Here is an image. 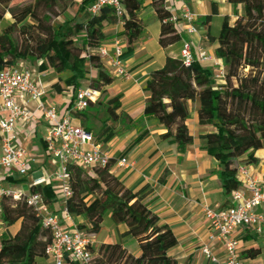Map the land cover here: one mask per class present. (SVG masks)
Segmentation results:
<instances>
[{"label":"trees","instance_id":"trees-1","mask_svg":"<svg viewBox=\"0 0 264 264\" xmlns=\"http://www.w3.org/2000/svg\"><path fill=\"white\" fill-rule=\"evenodd\" d=\"M93 1L84 0L82 7H89ZM120 1L125 11L123 34L127 45L132 46L144 30L139 18L143 0ZM148 1L160 23L159 46L164 49L175 45L180 35L175 26L167 22L170 12L165 0ZM226 1L234 9L235 21L231 23L224 17L218 35L208 34L217 44L214 55L226 68L225 83L215 87L212 74L197 62L184 67L180 59L167 56L163 66L149 75L143 114L155 118L167 131L163 137H171L178 152L183 154L193 143L186 126L188 103L197 101L199 125L214 129L199 138L221 167L219 179L224 193L229 195L239 187L235 177L238 158L247 154L244 163L252 164L254 153L264 149V0ZM68 2L0 0V20L5 14L12 19L0 33V70L21 61H36L41 72L69 73L64 83L75 92L93 69L96 77L88 81L87 87L102 94L113 79L96 51L105 40L104 25L116 24L117 18L110 8H103L83 21L66 17L55 27L52 18L64 14ZM237 6L241 8L239 15L235 10ZM215 14L213 8L203 23L208 25ZM82 34L81 44H76ZM117 109L116 98L105 104L107 121L115 122L119 118L115 113ZM110 128L104 122L96 136H106L107 141L112 134ZM111 168L112 163L93 167V174L88 175L79 166L68 164L70 196L64 201V209L73 217H83L88 228L82 225L78 228L89 234H97L104 216L110 214L115 225L126 226L123 237L132 238L140 254L132 256L119 243L101 245L97 251L90 249L94 256L91 264H178L167 254L177 243L175 236L168 227L159 224L143 202L147 188L131 192L111 174ZM30 192L40 193L45 201L50 199L48 187H31ZM0 221L6 227L20 223L13 236L0 239V264H37L39 258H46L45 249L51 244L50 232L26 205L25 197L4 198L0 204ZM242 254L246 259H256L261 251L250 248Z\"/></svg>","mask_w":264,"mask_h":264},{"label":"crops","instance_id":"crops-1","mask_svg":"<svg viewBox=\"0 0 264 264\" xmlns=\"http://www.w3.org/2000/svg\"><path fill=\"white\" fill-rule=\"evenodd\" d=\"M84 0H77V17L88 11V7H82ZM166 8L173 12L175 10L174 0H165ZM192 11L197 16L195 23L197 33L189 35L184 31V25L179 24L176 30L180 35V41L167 48H161L158 44L159 28L156 35L152 37L147 34V26L144 24L142 14L139 15L144 25V30L138 40L128 46L123 34V25L116 23L104 25L103 33L105 40L102 45L111 49L115 39H121L124 43L122 61L130 73V79L125 80L116 77L102 61L107 73L112 77V83L105 88V92L97 96L95 103H90L87 111L74 115L75 122L89 130L109 152L112 158L111 174L131 192H138L147 188L143 202L154 214L160 225L168 227L176 239V245L167 254L174 258L178 264H222L224 249L218 241L210 242L211 234L208 223L204 218L202 209L226 208L231 205L229 195L223 191L219 179L221 167L215 159L206 151L205 144L199 136L214 132L210 126H200L197 118V101L188 103V119L186 126L193 138V143L185 153L180 154L177 145L171 137L165 138L167 132L153 117L143 114L145 101L148 97L146 84L152 71L160 69L165 58L172 57L180 59V51L184 43H189L192 48L202 47L214 55L216 43H213L208 34L212 36L214 24L220 27L224 17L234 22L236 15L231 5L226 0H189ZM149 11L155 18V13L149 5L148 0H143V8ZM216 14L211 17L208 25L203 23L206 16L211 15L212 9ZM237 15L241 13L240 6L235 8ZM175 12V11H174ZM74 18L68 11L63 14ZM12 23L9 14H5L0 20L1 30ZM82 35L77 37L76 43L81 44ZM216 37V36H213ZM18 64L26 66L34 71L35 79L41 83L44 95L43 101L48 105H54L60 114H64L73 103L74 91L65 85L64 81L70 76L69 73L56 74L51 70L39 71V62L21 61ZM200 65V64H199ZM200 67L213 74L209 65ZM96 77V71L89 70V74L81 82L79 88L87 87L90 79ZM112 98L117 99L118 109L116 115L119 118L115 122L107 121L105 115V104ZM22 108L33 110L34 104L25 99L19 100ZM93 121V122H92ZM84 122V125L81 124ZM111 126L112 134L107 141L106 136L98 138L96 134L100 131L103 123ZM47 125L40 113L32 122H17L14 129V145L23 149L29 160L26 167V175H18L13 171H0V187L6 190H15L24 197L31 194V187H48L49 197L47 201L42 200L52 213L64 210V199L60 196L59 184L54 179L58 172V164L46 151L44 137ZM247 154L237 160V165L244 163ZM125 158L130 166L118 167L116 161ZM255 162L249 164L250 175L259 182L264 189V149L254 153ZM245 164V163H244ZM248 165V164H247ZM91 170L86 168V170ZM264 214V210L259 209ZM107 214L103 219L101 229L92 237L91 249L97 251L101 245L119 243L132 256L140 254L137 243L130 237H123L127 228L123 224L115 225ZM64 225L72 228L74 225H82L88 228L83 217H74L72 222ZM20 227V223L13 226H1L0 239L13 236ZM238 241V254L240 264H264V234L254 233L238 229L234 234ZM208 245L215 258V262L208 260L201 254V248ZM250 248H259L261 254L256 259H246L243 251ZM37 264H54L49 258H39ZM64 264H71L65 261Z\"/></svg>","mask_w":264,"mask_h":264},{"label":"built area","instance_id":"built-area-1","mask_svg":"<svg viewBox=\"0 0 264 264\" xmlns=\"http://www.w3.org/2000/svg\"><path fill=\"white\" fill-rule=\"evenodd\" d=\"M175 12H170L167 20L175 27L184 25V31L196 34V14L192 11L189 0H174ZM103 8H110L122 24L125 15L120 0H94L88 7L90 15H97ZM124 43L121 39L112 42L111 49L101 45L96 54L104 61L112 73L119 78L129 80L130 73L122 61ZM180 60L184 67L194 62L209 65L212 70V81L218 87L225 83L226 68L221 60L202 47L192 48L184 43L180 51ZM43 89L35 73L30 68L17 64L0 70V171H13L18 175H26L29 160L23 149L14 145V129L17 122H32L40 113L47 125L44 144L49 156L58 164V172L54 179L59 184L60 196L64 199L70 196L68 185L67 165L74 164L85 168L106 167L112 163L109 152L98 142L95 136L75 122L74 115L86 109L90 103H95L99 95L92 89L78 88L69 109L60 114L54 105L43 101ZM25 99L33 103L34 109L29 110L19 105V100ZM118 167L130 166L125 158L116 161ZM238 189L229 194L231 205L226 208L210 209L203 207L202 212L211 234L210 242L218 241L224 249L222 264H240L238 247L239 241L234 235L236 230L245 229L255 235L264 234V189L250 175L249 165L241 163L236 167ZM22 195L10 192L0 187V204L4 198L21 199ZM25 203L32 208L43 228L51 235V244L45 249L46 258L54 264H91L94 256L91 249L92 237L77 225L68 228L66 222H72L74 217L65 209L59 213H52L44 204L42 197L31 193L25 197ZM3 224L0 221V230ZM201 254L208 260L215 262L210 248L204 245Z\"/></svg>","mask_w":264,"mask_h":264},{"label":"rangeland","instance_id":"rangeland-1","mask_svg":"<svg viewBox=\"0 0 264 264\" xmlns=\"http://www.w3.org/2000/svg\"><path fill=\"white\" fill-rule=\"evenodd\" d=\"M68 1H69L68 2L69 4H67L68 5V8H67V10L65 12L68 11L69 15L76 16L77 21H83L88 15H90L88 13V11H87V12H84L83 14H81L79 17H77V12H78L77 9L79 7L77 0H68ZM21 3L24 4V1H22ZM146 8L147 7L142 8V10H141L142 19H143L144 24H146V26H147V34L149 33L150 35H152V37H154L156 35L157 30H158V26H160V23L157 20L156 16L154 18V16H152V14H149V11L145 10ZM63 21H64L63 14H59L58 17H56V18L53 17L52 18V24L55 27H58L59 25H61L63 23ZM219 28L217 29V25L214 24V28L212 29V36H217L218 35ZM76 44H78V43H76ZM85 169H86L85 167H81V170L84 173H86L88 175H92L93 174V172L91 170H88L87 169L86 171H84ZM9 191L10 192H13V193L16 192L13 189H11ZM107 214L104 216V219L106 218Z\"/></svg>","mask_w":264,"mask_h":264}]
</instances>
